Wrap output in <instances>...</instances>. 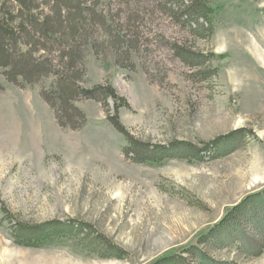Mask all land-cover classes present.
Instances as JSON below:
<instances>
[{
	"label": "rangeland",
	"instance_id": "rangeland-1",
	"mask_svg": "<svg viewBox=\"0 0 264 264\" xmlns=\"http://www.w3.org/2000/svg\"><path fill=\"white\" fill-rule=\"evenodd\" d=\"M128 1L91 0L106 26L98 15L91 21L79 83L112 84L129 103L119 119L136 140L187 141L200 157L136 162L102 102L79 98L86 122L62 126L41 95L56 86L55 73L22 86L0 65V264H153L173 254L187 258L180 264H264V0H210V36L191 33L156 4ZM36 3L34 13H50L46 0ZM108 26L130 40L127 55L108 43ZM37 40L35 58H54L62 70L57 46ZM172 43L212 60L190 67ZM210 68L212 77L196 76ZM247 196L235 219L214 231ZM70 219L90 224L125 257H104L78 234L43 246L17 241L18 221Z\"/></svg>",
	"mask_w": 264,
	"mask_h": 264
},
{
	"label": "trees",
	"instance_id": "trees-1",
	"mask_svg": "<svg viewBox=\"0 0 264 264\" xmlns=\"http://www.w3.org/2000/svg\"><path fill=\"white\" fill-rule=\"evenodd\" d=\"M10 1L12 2L0 0V65L9 67L7 70L9 81L22 86L35 83L43 77L55 73L58 76L56 86L50 91L43 90L41 95L55 111L60 125L69 126L72 129L81 128L86 122V115L75 102L81 97L92 98L104 104L109 121L130 143L125 148V153L132 155L136 162L160 164L172 158H187L193 161L192 159L200 157V149L187 141L157 145L136 140L119 119L120 108L129 107V103L116 91L112 84L103 83L92 88H86L79 83L82 80L80 74L83 71L81 70L82 46L95 36V28H93L95 26H92L93 22L91 21L98 15L100 17L98 22L106 26L103 15L95 12L94 3L92 5L91 0H46L51 9L50 13L43 17H40L37 12L34 13L39 8L36 0ZM144 1L156 4L178 24L186 27L197 36H210L214 32L216 8L210 0ZM138 2H141L140 5L144 3L142 0H129L128 4H138ZM120 26L122 25L120 24ZM108 28V43L116 46L119 50V56L127 55L128 51L123 50V47L129 49L131 47L130 40L120 32H116L117 28L111 26ZM205 32L209 34H205ZM37 34L40 37H37ZM37 39H45L51 43L52 47L57 46L61 63H63L62 70L56 69L53 62L54 58L48 59L46 62L40 58H35L34 52L38 51L39 42L42 43ZM21 46H27V48H21ZM43 47L46 48V46ZM171 48L174 54L190 67H200L210 62L212 60L210 56H213L212 54L205 55L196 52L180 43H172ZM198 74L202 75L201 79H206L215 75L216 72L210 68L205 73L197 72L196 76ZM109 100L115 104L114 115H109ZM262 193L258 192L253 197L260 196ZM251 197L247 196L245 200L234 206L214 226L213 230H220L226 222L234 220V212H238ZM4 210L8 212L6 206H4ZM14 225L17 241L23 245L43 246L51 243L57 237L78 234L86 247L95 249L104 257L123 258L126 255L122 248L84 221L76 219L53 220L36 225L18 221ZM186 252L192 253V248H188ZM186 259L182 255L173 254L161 257L153 264L161 260H163L161 264H180L184 263ZM201 259L204 261L203 256Z\"/></svg>",
	"mask_w": 264,
	"mask_h": 264
}]
</instances>
